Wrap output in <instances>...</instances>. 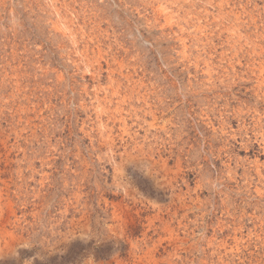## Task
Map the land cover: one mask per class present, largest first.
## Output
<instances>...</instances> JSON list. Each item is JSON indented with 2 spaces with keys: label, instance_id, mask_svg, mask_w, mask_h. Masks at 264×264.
I'll return each instance as SVG.
<instances>
[{
  "label": "rangeland",
  "instance_id": "rangeland-1",
  "mask_svg": "<svg viewBox=\"0 0 264 264\" xmlns=\"http://www.w3.org/2000/svg\"><path fill=\"white\" fill-rule=\"evenodd\" d=\"M0 264H264V0H0Z\"/></svg>",
  "mask_w": 264,
  "mask_h": 264
}]
</instances>
